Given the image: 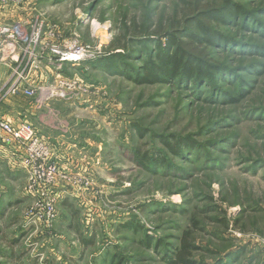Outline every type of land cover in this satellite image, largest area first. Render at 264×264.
I'll use <instances>...</instances> for the list:
<instances>
[{"label": "rangeland", "instance_id": "374dc122", "mask_svg": "<svg viewBox=\"0 0 264 264\" xmlns=\"http://www.w3.org/2000/svg\"><path fill=\"white\" fill-rule=\"evenodd\" d=\"M194 2L22 0L0 8V23L53 26L94 55L63 68L62 76L76 75L86 86L81 104L50 101L44 110L22 89L6 94L12 69L0 62V113L31 122L50 140L53 163L72 178L62 183L52 224L35 225L27 174L10 162L17 145L2 134L0 264H264V0H200L233 3L243 12L210 25L231 40L204 46L211 62L225 68L221 77L139 85L103 67L127 54L137 26L146 30L141 40L153 41L183 27ZM141 40L124 61L144 72L158 48ZM45 70L36 76L51 80ZM49 109L69 122L65 142L38 127ZM73 151L88 153L82 157L92 158L90 169ZM138 152L165 158L168 167H143Z\"/></svg>", "mask_w": 264, "mask_h": 264}, {"label": "built area", "instance_id": "2783aa9c", "mask_svg": "<svg viewBox=\"0 0 264 264\" xmlns=\"http://www.w3.org/2000/svg\"><path fill=\"white\" fill-rule=\"evenodd\" d=\"M22 0H0V8L13 9ZM94 57L89 49L75 37H62L53 26L31 23L18 19L11 23H0V62L12 69L7 80L6 94H16L21 89L34 98L40 108L49 106L50 101L79 102L86 86L79 83L77 76L70 79L62 76L66 64L77 65L80 61ZM46 66L50 79L37 70ZM1 102V101H0ZM0 130L11 143L10 162L14 167L23 168L27 174V195L34 201L32 222L52 224L56 218V204L62 185L70 176H65L53 163L54 151L50 140L39 134L29 121H19L0 117ZM18 149L23 152L18 158ZM5 152V148L3 149ZM7 153V152H6ZM76 179H79L76 177ZM81 180V179H80ZM64 191V190H63Z\"/></svg>", "mask_w": 264, "mask_h": 264}, {"label": "trees", "instance_id": "16d2710c", "mask_svg": "<svg viewBox=\"0 0 264 264\" xmlns=\"http://www.w3.org/2000/svg\"><path fill=\"white\" fill-rule=\"evenodd\" d=\"M195 7L191 14H185L184 19L186 23L183 27H177L175 25L172 29L167 30L163 34H159L157 39L141 40L142 36H145V27L138 26L135 33L132 35L130 44L127 48L133 47L136 41L138 45L155 43L157 46V53L155 59H152L150 63H146L144 66V72L135 70L128 60L138 50L131 48L127 54H115L112 56L110 62H103L104 70L107 73H114L126 76L127 79L132 80L136 84H161V83H189L200 81H211L216 75L221 77L224 75L225 68L221 65L211 62L210 53L205 54V47L209 44H225L229 43V39L219 35L217 32L211 30L210 25L212 23H226V19L229 17H236L241 11L240 7L236 4L227 3L221 7L210 6L209 3L203 4L200 0H195ZM236 15V16H235ZM228 17V18H227ZM161 36V37H160ZM163 38L166 41L163 42ZM229 38V37H228ZM264 50V47H262ZM139 51V50H138ZM264 54V53H263ZM139 59V56L137 57ZM134 68V69H133ZM240 93L237 94L239 96ZM179 144V142H178ZM183 146L191 149L195 147V143L192 141H184ZM179 148L182 150L181 146ZM175 153L179 154L180 151ZM137 161L143 167H157L163 169L167 168L165 158L158 160L154 156H148L147 154L137 153ZM183 262L190 263L183 257L180 258Z\"/></svg>", "mask_w": 264, "mask_h": 264}, {"label": "crops", "instance_id": "0c3cea01", "mask_svg": "<svg viewBox=\"0 0 264 264\" xmlns=\"http://www.w3.org/2000/svg\"><path fill=\"white\" fill-rule=\"evenodd\" d=\"M61 102H63V101H61ZM71 106H73V104L71 105ZM35 108L36 109H40V110H44V109H46V108H40V107H38L37 105L35 106ZM34 113V112H33ZM33 115V114H32ZM1 116H3V117H5V118H7V119H10V120H12L13 118L12 117H9V115L7 116V115H5V114H3V112H1L0 113V117ZM55 117H57L54 113H51V111H50V109L47 111V112H42V113H40L39 114V116H38V120H39V128L43 131V132H45L46 134H48V135H54V136H56V137H58V143H60V141L62 140L63 142H65V140H66V138H67V135L66 134H68L69 132H70V130H71V128H70V126H69V122H68V120H63V121H61V120H56V118ZM12 118V119H11ZM15 119V118H14ZM16 120V119H15ZM57 121V122H56ZM73 131H76L75 129L73 130ZM72 133H74V132H72ZM2 134H3V132L2 131H0V138L2 137ZM66 144V143H65ZM0 145H1V142H0ZM70 145H66V148L67 149H69V151H71L70 150ZM74 147V146H73ZM3 146H2V149H1V146H0V163H2V162H5V161H7L6 159H7V153L6 152H4L3 151ZM66 149V150H67ZM86 149V148H85ZM84 149V150H85ZM72 152V151H71ZM73 153L75 154V155H77V156H79V159L81 160V158H82V165H86L87 167H88V169H90V166H88V165H92V162L90 161V159H92L91 157H87L86 159H87V161L85 162L84 161V157H82V156H85V155H87L86 153L85 154H83L82 152H79V153H77L76 151L74 152L73 151ZM82 153V154H81ZM73 154V155H74ZM74 155V156H75ZM75 158H76V156H75ZM77 159V158H76ZM81 165V166H82Z\"/></svg>", "mask_w": 264, "mask_h": 264}]
</instances>
